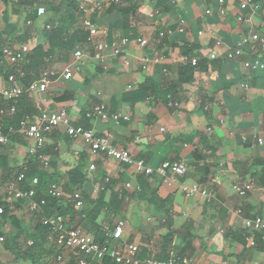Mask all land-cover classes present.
Instances as JSON below:
<instances>
[{"label":"crops","instance_id":"crops-1","mask_svg":"<svg viewBox=\"0 0 264 264\" xmlns=\"http://www.w3.org/2000/svg\"><path fill=\"white\" fill-rule=\"evenodd\" d=\"M19 3L0 0V40L2 46L21 51L25 58L36 47L47 51L46 32L60 21L66 26L62 34L67 38L76 31L88 33L75 44L74 50L81 49L84 56L73 66L71 79H57L45 92L27 94L20 106L23 115L37 117L43 111L63 109L70 125L87 124L99 135L112 133L118 149L129 151L153 169L163 161H181L187 170L173 182L156 175L144 178L131 167L92 154L81 140L67 136L65 125H59L32 154L29 150L34 141L18 132L0 145V155L10 168L0 170L2 185L15 179L18 168L32 160L35 169L46 170L59 180L58 187L64 192L60 205H72L76 214L72 227L90 233L87 227L91 225L84 222L99 194V215L94 223L99 228H114L117 221L123 222L119 237L112 241L114 246L136 245L144 259L180 256L190 264H264V226L258 231L246 227V221L256 219L264 225V144L257 143V139L264 143V69L252 72L243 66L259 56L264 64V52L253 47L256 45L245 46L235 59L226 58L243 36L264 35V0H225L224 15L219 13L218 0H54V10L37 15L34 21H29V8ZM83 4L99 5L100 9L84 14L79 10ZM36 8L38 4L33 5ZM87 18L92 30L84 25ZM160 33L165 36L158 37ZM139 38L147 42L145 47L138 45ZM123 39L126 43L121 45ZM96 42H115L118 50H106L103 60H96ZM185 47L192 50L191 56L183 55ZM72 54L64 57L55 50L44 64L26 59L23 63L30 67L28 77L34 81L43 70L58 75ZM143 58L149 59L144 69ZM193 60L196 67L190 64ZM185 65L193 68L192 79L176 85L177 107L160 98L136 104L122 101L125 93L147 82L162 88L176 84L179 68ZM6 84L0 76V91ZM99 105L108 113L127 115L129 120L116 124L91 116ZM76 167L80 174L74 172ZM127 182L141 186V194L128 192L119 214L112 215L114 193ZM194 184L199 190L186 196L182 185ZM236 184H250L251 190L240 197L233 189ZM74 193L80 199L74 200ZM10 209L24 224L20 241L25 238L31 245L34 214L25 204L15 203ZM60 254L63 259L58 262L55 257L56 264L75 263L69 251ZM0 264L30 263L15 261L9 252L0 251Z\"/></svg>","mask_w":264,"mask_h":264},{"label":"built area","instance_id":"built-area-1","mask_svg":"<svg viewBox=\"0 0 264 264\" xmlns=\"http://www.w3.org/2000/svg\"><path fill=\"white\" fill-rule=\"evenodd\" d=\"M110 1L114 2L115 0ZM218 4L220 6L219 13L224 15L225 0H218ZM245 6L246 4H242L241 8H245ZM99 9V5L83 4L79 6V10L84 14L94 13ZM44 14L45 8L43 6L38 7L37 15L43 16ZM207 14H209V11H207ZM84 25L91 30L93 29V26L88 18L84 21ZM170 33L171 31L167 32V34ZM164 36V33H160L158 35L160 38H163ZM125 43L126 40L123 39L121 41V45H124ZM137 43L140 47H145L147 45V42L142 38L137 39ZM245 46L256 47L263 53L264 35L255 33L243 36L238 43V47L226 55L227 60H232L239 56L242 52L241 48ZM110 49L118 50V44L115 42L94 43V59L99 61L103 60V52ZM83 56V51L81 49H76L72 54L71 60L65 64L58 75L52 70H43L38 79L30 82L27 86H25L21 81V78L23 77L21 69L19 77L9 75L6 80L7 84L0 91V95L4 101L11 102V106L6 110V112L4 110H0V115H14L18 99L25 93L32 95L43 93L49 85L57 79H62L63 81L70 80L73 66L76 64L79 65ZM2 58L9 65H20L25 62L23 53L21 51H16L9 46L3 48ZM210 58L215 59V56L211 55ZM148 62V58L142 59L143 69L146 68ZM154 62H158V60L154 59ZM190 64L192 67L197 66L196 60L191 61ZM243 66L252 72L262 71L264 69V64L260 56L253 61L244 62ZM167 105L173 108L178 106L177 102L172 101L168 102ZM90 115L104 122L111 121L116 124H119L121 120H129V116L123 115L119 112H114L112 114L108 113L102 105L95 106ZM59 125H65L67 136L74 140H81L92 154H102L106 158L113 159L120 165L131 167L137 175H142L144 177L156 175L161 179L173 182L175 179L184 176L186 173L187 166L181 161H163L156 169L149 167L143 160L137 159L129 151L118 149L114 145V136L112 133L99 135L93 129H84L81 126L70 125L68 114L63 109L56 111H43L37 117L26 116L19 123V129L17 132L25 138L34 141V148L29 150L32 154L36 150L42 148L45 135L51 133L52 130ZM8 141V136L4 135L0 130V145H6ZM257 143L260 145L264 144L262 139H257ZM44 165L47 166V162H44ZM89 169L92 170L93 166L90 165ZM121 171H123V169ZM23 179L24 175L20 174L16 179L9 180V182H7L4 186L0 181V195L3 190V198L0 199V216L3 214L2 201L9 205H12L16 201L25 202L27 210L32 214H38L41 211V208L45 206L46 202L44 199H41L39 202L35 201V189L38 186V179L33 178L28 187L22 188L20 184ZM108 182L109 179H106L105 183ZM104 187L105 186H102L101 190H103ZM181 188L188 197L199 190V186L197 184L190 187L182 185ZM233 189L238 196L245 197V195L251 190V185L236 184ZM132 190L140 192L141 188L139 185L133 186L127 182L120 189H118V192L120 194H125L126 199V194ZM48 194L52 198L58 200L60 199L59 201H61L64 196L62 189L56 185L50 186ZM73 198L74 200H78L80 199V195L74 193ZM39 222L42 226L47 228L48 242L57 248V250L59 249V254L56 256V260L58 262L63 259L60 251H69L74 256V264H99V262L104 258H108L116 264H190L189 259L185 257L179 258L176 256H172L167 261L155 260L153 258L140 259L139 248L136 245L123 244L121 246H114L112 241L119 237L123 228L122 221H117L112 230L110 227L103 228V232L106 237V241L103 244L96 241L92 235L84 232L80 228L66 227L64 219L60 216H41ZM263 226L262 221L259 219L246 221V227H251L257 231L263 228ZM110 239L111 242L108 241ZM1 242H3V237H0V243Z\"/></svg>","mask_w":264,"mask_h":264},{"label":"trees","instance_id":"trees-1","mask_svg":"<svg viewBox=\"0 0 264 264\" xmlns=\"http://www.w3.org/2000/svg\"><path fill=\"white\" fill-rule=\"evenodd\" d=\"M6 1L7 0H3L4 3ZM16 1L17 3L20 2L19 5H21L22 8L25 7L29 8V12H28L29 21H34L35 19H37V8L33 9L34 4H38V7L43 6L45 8V13L47 11L54 10L53 9L54 0H50V1L16 0ZM62 1L67 2V0H62ZM72 5H75L74 2L69 3V6ZM75 9H76V5H75ZM126 19L127 18L124 15L122 21L125 22ZM60 22L58 24V27L51 29V31L46 32V41L48 43L47 51L45 52L42 47H36L35 49L32 50V54L27 56V58H25L26 60L34 61L38 65L44 64L46 60H51L55 50H57L59 54L62 53L65 57L75 51L74 47L76 43H80L83 38L85 39V37L86 38L88 37L87 32L76 31L72 38H67L64 34H62L63 29L66 28V26H61ZM63 22H66V20ZM70 22H72V20H70ZM3 44H4L3 41L1 42L0 40V76H2L5 80H7L9 75H15L19 77L20 72L22 71L23 77L21 78V81L25 86H27L30 82H32L31 79L28 77V70L30 69V67L28 66V64L23 63L22 66L23 68L20 71L18 67L19 65H9L8 63H6L2 58V50L4 47H6L5 45L2 46ZM186 48L187 47H185L182 50L183 55L191 56L192 50H190L189 48H187L186 50ZM192 70L193 68L190 65L181 66L178 71L180 73V78L176 84L171 82L165 88H162L158 84L147 82L138 89L125 93L122 96V101L128 104H136L139 102L146 101L147 99L160 98L167 104L170 101L177 102L176 93H175L176 85H180L185 81H190L192 79ZM26 98H28L27 93L23 94L18 99V102L16 104V111L14 115L12 116L0 115V123H1L0 130L4 135H7L9 139L16 134L17 130L19 129V123L26 116L32 117V114L23 115L20 112L21 102L26 100ZM10 106H11V102L4 101L2 96L0 95V110H7L9 109ZM120 122H125V121L121 120ZM73 126H81L84 129H90V127H88L87 124L73 125ZM35 166L36 165H34L33 161L31 160V162H29L28 164L18 168L17 172L13 175L15 179L20 174L24 175V179L21 181L20 184L22 188L28 187L31 180L33 178H37L38 186L35 189L36 192L35 201L39 202L41 199H44L46 202L45 206L41 208V211L38 214H34L35 221H34V228H32L34 231V236L30 237L32 239V244L28 245V242H24L25 244L23 243L25 246L21 244L22 242L20 241V239L23 236L25 228L21 223V221L18 220V218L12 214V211L10 209V207H12L15 203L25 204V202L22 201H16L12 205H9L4 201H2L3 214L0 216V237H3V245L5 250L9 252L11 255H13L15 261L29 262L30 264H56L55 257L59 254V251L56 252L53 249V245H51L50 242H48L47 228L40 224L39 219L41 216H46V217L60 216L64 219L66 227L76 228V227H72V224L75 222L76 214L72 205L68 204L62 207L63 205H60V201H59L60 199L58 200L52 198L48 194V189L50 188V186L51 185L58 186L60 183L59 180L50 176V174L46 170L40 171L35 169ZM8 168L9 166L6 158L0 155V170L2 172H7L10 169ZM74 172L79 173L80 168L76 167ZM104 190L105 189H103L102 192H104ZM139 193L141 194V191ZM124 200H125V194H120L118 191L114 193L113 201L110 202L113 203V210L109 208L111 210L110 213L112 215L119 214V210ZM95 201H97L96 207H94V209H92L87 214L88 216L86 217L87 218L86 222L83 221L84 218L82 219V221L84 222V224L91 225L90 227H87V232H90L89 234H91L96 239V241L103 244L106 241L103 228H99V226L94 223L96 217L99 215V194L96 197ZM82 216H83L82 213L78 214V218H81ZM67 218L68 221L66 220ZM8 224L11 226L10 230H8V226H7ZM80 225L83 224L81 223ZM84 227H86V225L83 226L82 228L85 229ZM8 233H10V235ZM244 238L246 239L245 236ZM256 238L258 242H261L260 236L259 237L257 236ZM108 241L111 242V239ZM46 243H49L50 246L44 249V245H46ZM176 257L181 258L180 256H176ZM139 258L144 259V257L142 256ZM170 258L171 257L169 258L156 257L154 259L160 261H167ZM99 264H116V263L108 258H104L102 261L99 262Z\"/></svg>","mask_w":264,"mask_h":264},{"label":"rangeland","instance_id":"rangeland-1","mask_svg":"<svg viewBox=\"0 0 264 264\" xmlns=\"http://www.w3.org/2000/svg\"><path fill=\"white\" fill-rule=\"evenodd\" d=\"M61 189H62V191H63V188L61 187ZM63 194H64V192H63ZM24 225V224H23ZM14 233V232H13ZM9 235H10V233H8ZM22 239H24V240H22L21 242V244L23 245V246H25L24 244V242H28L29 240H27V239H25V238H22ZM24 243V244H23ZM48 246H50L49 245V243H46V245H44V249H46V248H48ZM0 251L3 253V252H6V250H5V248H4V245H3V242H1L0 243Z\"/></svg>","mask_w":264,"mask_h":264}]
</instances>
